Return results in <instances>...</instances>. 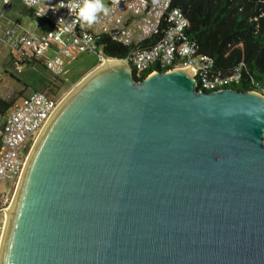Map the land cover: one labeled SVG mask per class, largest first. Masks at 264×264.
Instances as JSON below:
<instances>
[{
    "label": "water",
    "instance_id": "obj_1",
    "mask_svg": "<svg viewBox=\"0 0 264 264\" xmlns=\"http://www.w3.org/2000/svg\"><path fill=\"white\" fill-rule=\"evenodd\" d=\"M193 73L110 58L65 94L4 209L0 264H264V95Z\"/></svg>",
    "mask_w": 264,
    "mask_h": 264
},
{
    "label": "built area",
    "instance_id": "obj_2",
    "mask_svg": "<svg viewBox=\"0 0 264 264\" xmlns=\"http://www.w3.org/2000/svg\"><path fill=\"white\" fill-rule=\"evenodd\" d=\"M16 1L32 9L44 28L34 32L9 27L4 31V43L16 56L42 59L54 72L73 53L93 52L102 57V39L109 37L129 49L124 59L136 78L156 70L191 68L196 87L205 91L237 85L241 80L240 65L220 74L214 70L210 55L196 51L187 32L189 20L179 7L173 6V0H105L108 15L99 14L92 25L77 22L66 7H60L68 0H36L34 4L31 0ZM13 64L20 72V64ZM253 91L264 95V89ZM65 93L51 97L40 90L31 91L14 100L4 116L0 135V238L4 209L10 204L27 154Z\"/></svg>",
    "mask_w": 264,
    "mask_h": 264
},
{
    "label": "trees",
    "instance_id": "obj_3",
    "mask_svg": "<svg viewBox=\"0 0 264 264\" xmlns=\"http://www.w3.org/2000/svg\"><path fill=\"white\" fill-rule=\"evenodd\" d=\"M3 4L7 7L16 4L23 12L33 15L32 9L16 0ZM172 4L188 18L187 32L196 51L214 59L215 71L227 74L240 65L242 77L233 87L241 91L264 89V0H173ZM3 35H0L1 45L4 44ZM102 43V58L128 56L129 49L121 43L109 37H104ZM3 57L0 66L4 74L18 82L22 91L31 88L29 92L40 90L51 97H59L70 88L42 59L16 56L9 48ZM14 61L20 64V72L15 70ZM22 91L19 97L29 93ZM12 103L0 96V114H6Z\"/></svg>",
    "mask_w": 264,
    "mask_h": 264
},
{
    "label": "rangeland",
    "instance_id": "obj_4",
    "mask_svg": "<svg viewBox=\"0 0 264 264\" xmlns=\"http://www.w3.org/2000/svg\"><path fill=\"white\" fill-rule=\"evenodd\" d=\"M3 3L4 0H0V25L5 28L9 23L8 18H10L11 14L13 13V10H18V8L16 4H12L11 6L7 7V5H4ZM31 23L33 22L31 21ZM3 45L0 44V65L3 64V56L6 54L7 51V48L3 47ZM101 62L102 57L99 55V53L83 52L70 54L69 58L65 61V64L63 66L65 71L59 72V68L55 69V72H58V74L65 80L66 84L70 86V88L65 94H67L78 83L75 82L79 78L86 75V73H88L90 70H93ZM0 73L2 74V91L0 92V96L8 102H13L21 95V91L23 88L18 82L10 80L9 77L4 74L1 66ZM30 89L31 88L24 89L22 92L28 93ZM62 99L59 101V103L62 101ZM4 116L5 114H0V135Z\"/></svg>",
    "mask_w": 264,
    "mask_h": 264
},
{
    "label": "clouds",
    "instance_id": "obj_5",
    "mask_svg": "<svg viewBox=\"0 0 264 264\" xmlns=\"http://www.w3.org/2000/svg\"><path fill=\"white\" fill-rule=\"evenodd\" d=\"M31 3H36V0H31ZM60 7H66L69 14L76 17L77 22L88 25L94 24L99 14L108 15L109 12L105 0H68L67 4L61 3ZM61 20L63 18L59 19L57 23Z\"/></svg>",
    "mask_w": 264,
    "mask_h": 264
},
{
    "label": "crops",
    "instance_id": "obj_6",
    "mask_svg": "<svg viewBox=\"0 0 264 264\" xmlns=\"http://www.w3.org/2000/svg\"><path fill=\"white\" fill-rule=\"evenodd\" d=\"M8 19H9L8 20L9 23H8V25L5 28H3L2 25H0V35L4 34V30L8 29L9 27H16V28H19V29H25V30L34 31V32L41 31L44 28L39 23V21L37 20L36 17H34L33 15H30V13L23 12L20 9V7L18 8V10L17 9L13 10V13L11 14L10 18H8ZM31 21L33 23H31ZM31 24H33V25H31ZM1 32H2V34H1ZM3 41L5 42V40H3ZM3 47L7 48L5 43H4ZM61 71H65L63 66L61 68H59V72H61ZM88 73H86V75ZM84 76L79 78L75 83L79 82Z\"/></svg>",
    "mask_w": 264,
    "mask_h": 264
},
{
    "label": "bare ground",
    "instance_id": "obj_7",
    "mask_svg": "<svg viewBox=\"0 0 264 264\" xmlns=\"http://www.w3.org/2000/svg\"><path fill=\"white\" fill-rule=\"evenodd\" d=\"M106 62H108V61H106Z\"/></svg>",
    "mask_w": 264,
    "mask_h": 264
}]
</instances>
